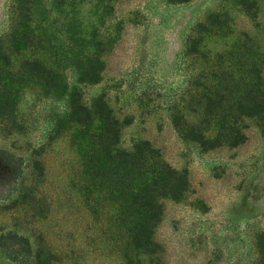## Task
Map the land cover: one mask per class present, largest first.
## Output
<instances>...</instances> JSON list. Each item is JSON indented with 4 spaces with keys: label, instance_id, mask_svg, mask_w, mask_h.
<instances>
[{
    "label": "rangeland",
    "instance_id": "1",
    "mask_svg": "<svg viewBox=\"0 0 264 264\" xmlns=\"http://www.w3.org/2000/svg\"><path fill=\"white\" fill-rule=\"evenodd\" d=\"M13 3L0 0V37L11 30ZM33 14L46 60L62 70L68 92L79 90L89 107L103 98L122 123L119 147L147 140L187 173L188 190L161 200L159 250L144 264H255L254 237L264 229V124L246 119L244 143L207 149L183 137L173 116L187 114L220 54L224 67L239 69L236 44L264 68V0H40ZM196 36L202 42L193 55L188 42ZM79 65H94L97 81L82 82ZM67 104L68 94L46 97L30 84L19 104L23 135L0 139V264H34L42 234L59 260L52 264H124L101 234L106 215H91L76 189L81 157L71 132L58 127ZM41 147L45 181L31 188L35 199H19L30 150ZM6 203L13 207L3 210Z\"/></svg>",
    "mask_w": 264,
    "mask_h": 264
},
{
    "label": "trees",
    "instance_id": "2",
    "mask_svg": "<svg viewBox=\"0 0 264 264\" xmlns=\"http://www.w3.org/2000/svg\"><path fill=\"white\" fill-rule=\"evenodd\" d=\"M39 1L14 0L11 30L0 37V139L23 135L19 104L30 84L38 85L46 97L68 94L67 110L61 115L58 127L71 132V141L81 157L76 189L91 215H106L101 234L118 249L123 263L144 264L145 256H154L159 250L154 234L164 212L161 200L179 198L188 190L187 173L163 160L147 140L135 143L131 150L121 149L122 123L107 102L98 98L89 107L79 90L68 92L62 70L46 60L42 37L32 26L33 10ZM200 27L201 33L207 32L205 25ZM201 42V36L192 38L188 42L189 52L197 54ZM236 47L239 69L224 67L226 54H220L212 70L202 75V91L192 97L186 107L187 114L178 111L173 116L183 137L207 149L244 143L246 119L264 124V68L250 59L252 49L246 44L238 43ZM78 68L82 82L97 81L94 65ZM211 127H215L213 137L207 136ZM30 153L29 173L19 184V188H26L20 194L19 199L23 200L35 199L31 188H41L46 176L41 159L43 147ZM11 207L6 203L3 210ZM26 241L31 248L32 243ZM47 243L43 234L38 235L34 264L59 261ZM254 243L258 252L255 264H264V229L255 234Z\"/></svg>",
    "mask_w": 264,
    "mask_h": 264
}]
</instances>
